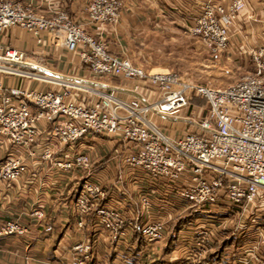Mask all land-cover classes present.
<instances>
[{"label":"built area","instance_id":"2783aa9c","mask_svg":"<svg viewBox=\"0 0 264 264\" xmlns=\"http://www.w3.org/2000/svg\"><path fill=\"white\" fill-rule=\"evenodd\" d=\"M42 2L45 14L21 1L0 0V37L6 29L19 27L40 46L43 36L55 35L61 49L75 55L84 76L64 81L35 57L0 40V74L54 85L34 90L0 83V136L12 151L20 148L29 155L39 142L42 162L75 177L71 212L77 227L90 214L93 229L121 237L137 231L149 245L165 236L163 222L147 219L138 224L136 214L130 219L110 203L108 189L90 173L92 145L75 149L93 136L120 141L125 146L120 155L124 172L149 188L139 195L146 213L157 186L180 202L182 210L216 219V225L194 230L186 264L200 262L231 215L233 229L243 231L244 241L230 263L264 264V50L251 52L252 72L234 82L222 87L197 85L174 70H145L109 52L102 40L67 16L59 0ZM244 6V0H227L226 5L205 0L188 32L207 53L217 54L226 47L228 30ZM121 7V0H87L86 21L116 25ZM103 77L126 80L128 87L119 90L138 95L117 96ZM194 94L205 105H190ZM183 108L189 111L179 116ZM152 116L168 124L172 118L180 120L186 129L182 135L166 133L164 125L151 121ZM26 171L20 154L9 151L0 160V183L17 180ZM27 216L41 219L43 212L32 208ZM8 236H28V225L17 218L0 221V237ZM70 248L71 264H90L88 241Z\"/></svg>","mask_w":264,"mask_h":264},{"label":"crops","instance_id":"0c3cea01","mask_svg":"<svg viewBox=\"0 0 264 264\" xmlns=\"http://www.w3.org/2000/svg\"><path fill=\"white\" fill-rule=\"evenodd\" d=\"M15 1L30 4L44 14L47 12L42 0ZM121 1L120 19L116 25L88 23L85 17L87 0H59V4L73 22L102 40L109 52L121 54L132 64L145 70L170 69V48L184 46L190 49L195 44L188 28L205 0ZM221 1L224 5L227 4V0ZM244 4L229 28L230 37L235 34L239 36L255 26L257 29L260 21L264 22V0H244ZM18 28L6 29L0 40L12 47L24 49V52L27 50L34 55L44 54L49 57L53 61L50 70L64 81L84 76L75 61V55L63 52L57 36L45 35L41 45L37 46L31 34L20 28L25 31L22 33ZM247 39L243 38L242 41ZM119 79L106 82L115 88L113 90L116 95L121 98L138 95L119 90L120 87H128L126 80ZM0 83L4 86L15 85L34 90L54 87L47 80L3 74H0ZM78 96L82 97L83 94L78 93ZM188 111L189 108H183L178 114L184 116ZM161 120L159 116L151 117L156 125H161ZM169 123V134L184 133L186 128L183 122L172 118ZM85 143L91 144L93 148L90 173L97 176L108 189V196L112 200L110 203L118 206L123 213H128L129 218L133 213L136 214L138 224L147 219L163 222L165 236L149 245L142 240L137 246L136 238L132 239L134 232L121 237L93 229L90 214L84 215V225L77 227L76 216L71 212L75 177L61 170H54L48 163L42 162L39 159V142L31 147V154L26 155L20 148L12 151L10 145L0 136V160L11 151L13 154L19 153L27 166V171L21 178L8 184L0 183V221L17 218L28 225V236L0 237V264H71L73 254L70 247L78 241H88L91 244L93 257L90 264H150L156 260L160 264H186L184 260L190 250L194 230L199 226L216 225V219L182 210L180 202L165 196L157 186H153L154 195L149 200L150 208L146 213L140 204L139 195L149 188L138 177L124 172L120 158L125 149L124 144L115 139L93 136L91 139L85 138L83 145L80 144L75 149H80ZM61 149L63 150L62 147ZM32 208L40 209L43 217H28L27 212ZM231 217L232 215L227 218V226L223 230H217V243L226 240L230 245L231 238L238 245L244 241L243 231H234V220ZM179 220L187 222L177 228ZM170 235L171 240H168ZM213 242L209 252L214 250ZM224 257L227 259L223 264H231L234 253L225 255L223 251Z\"/></svg>","mask_w":264,"mask_h":264},{"label":"rangeland","instance_id":"374dc122","mask_svg":"<svg viewBox=\"0 0 264 264\" xmlns=\"http://www.w3.org/2000/svg\"><path fill=\"white\" fill-rule=\"evenodd\" d=\"M256 23L258 24L259 22L256 21ZM260 23L261 24H258L257 29L255 26V29L250 28V31L242 32L239 36L238 34H235L230 37L228 30V42L226 47L221 52L214 55L207 53L201 42L197 38L191 36L195 44L190 46V49L185 48L184 46L170 48L171 54L169 55L170 59L168 62L170 65L169 70L176 71L183 75L184 78L186 77L188 81L197 85L222 87L234 82L241 76L252 72L253 62L251 52L259 49L264 50V22L260 21ZM17 30H21L22 33H25V31L20 28ZM243 38H248L249 41H247L248 39L242 41ZM29 52L30 51L26 50V54L35 57L34 59L37 60V63L51 68L50 65H52L53 62L52 59L46 57L44 54L34 55ZM63 52L68 53L64 50ZM113 79L118 80L119 78H101V80L105 82L109 80L113 81ZM127 83L129 84V82ZM190 97V105H205V101L200 95L194 94ZM161 122V125H164L163 127H165V132L168 133V122L163 119ZM231 240L230 245L225 246L223 250L225 255H228L231 252L236 253L239 250L238 247L240 245L235 244L236 241L234 238H231ZM213 243L215 245L217 242L214 241Z\"/></svg>","mask_w":264,"mask_h":264},{"label":"trees","instance_id":"16d2710c","mask_svg":"<svg viewBox=\"0 0 264 264\" xmlns=\"http://www.w3.org/2000/svg\"><path fill=\"white\" fill-rule=\"evenodd\" d=\"M187 220H179L177 223V228L181 227L185 224ZM136 238L137 246L142 243V236L139 232L135 231L133 233L132 239ZM172 235L168 236V240H171ZM229 245V241L222 240L220 243H216L214 245V250L205 254V256L201 259L200 264H221L223 261V248ZM150 264H160L159 260L153 261Z\"/></svg>","mask_w":264,"mask_h":264}]
</instances>
